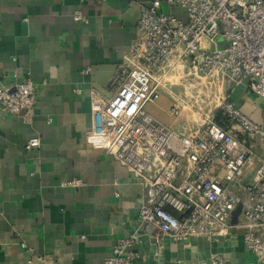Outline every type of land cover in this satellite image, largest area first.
<instances>
[{
	"label": "crops",
	"instance_id": "1",
	"mask_svg": "<svg viewBox=\"0 0 264 264\" xmlns=\"http://www.w3.org/2000/svg\"><path fill=\"white\" fill-rule=\"evenodd\" d=\"M149 1L0 0V82L38 83L30 123L0 112V264H42L38 256L59 264H102L113 244L139 227L140 178L108 151L91 147L86 134L91 97L116 93L115 73ZM75 10L86 20H74ZM216 41L225 45L220 37ZM169 64L160 97L146 110L172 130L188 132L202 115L217 113L224 98L261 121L264 98L245 83L217 73L192 76L189 63L176 58ZM87 66L91 71L82 73ZM190 82L198 104L192 113L185 104ZM175 102L183 105L178 117L171 113ZM31 137L39 145L26 148ZM75 178L82 185L64 184ZM137 249L140 257L132 264H209L213 252L227 264H255L237 230L217 243L205 237L166 240L161 251L141 234Z\"/></svg>",
	"mask_w": 264,
	"mask_h": 264
},
{
	"label": "built area",
	"instance_id": "2",
	"mask_svg": "<svg viewBox=\"0 0 264 264\" xmlns=\"http://www.w3.org/2000/svg\"><path fill=\"white\" fill-rule=\"evenodd\" d=\"M172 7L183 9L185 17L175 15ZM73 19L86 17L75 10ZM216 37L225 45L219 47ZM173 58L187 61L192 76L217 73L264 98V0H150L141 7L135 39L114 76L116 93L109 99L97 93L91 97L87 143L111 153L144 186L139 227L118 239L102 264H132L140 257L141 234L161 251L166 240L185 243L205 237L217 243L233 230L255 264H264V105L258 122L224 98L218 119L216 113L205 114L188 132L172 130L146 105L159 99ZM81 71L88 73L91 67ZM37 89L30 78L0 82V112L30 123ZM182 111L178 102L171 107L174 117ZM38 145L39 138L31 137L26 148ZM64 184L79 187L82 180ZM38 260L59 264L54 258ZM209 264L227 262L213 252Z\"/></svg>",
	"mask_w": 264,
	"mask_h": 264
},
{
	"label": "rangeland",
	"instance_id": "3",
	"mask_svg": "<svg viewBox=\"0 0 264 264\" xmlns=\"http://www.w3.org/2000/svg\"><path fill=\"white\" fill-rule=\"evenodd\" d=\"M191 76H187L186 78H190ZM192 89L193 88H191V89H189V90H187V93L188 94H186V95H188V97H190L191 99H189V100H187L186 99V102H185V104H187L188 105V108H189V111L192 113V111H194V112H196V108L194 107V106H196V103L194 102V97H192L193 96V94H192ZM209 108V107H208Z\"/></svg>",
	"mask_w": 264,
	"mask_h": 264
},
{
	"label": "water",
	"instance_id": "4",
	"mask_svg": "<svg viewBox=\"0 0 264 264\" xmlns=\"http://www.w3.org/2000/svg\"><path fill=\"white\" fill-rule=\"evenodd\" d=\"M239 212H240V205H238L232 213V224H235L237 222V216Z\"/></svg>",
	"mask_w": 264,
	"mask_h": 264
},
{
	"label": "trees",
	"instance_id": "5",
	"mask_svg": "<svg viewBox=\"0 0 264 264\" xmlns=\"http://www.w3.org/2000/svg\"><path fill=\"white\" fill-rule=\"evenodd\" d=\"M216 119H218L219 118V112L217 111V113H216V117H215Z\"/></svg>",
	"mask_w": 264,
	"mask_h": 264
}]
</instances>
